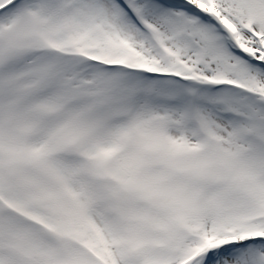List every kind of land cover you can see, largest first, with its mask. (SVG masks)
<instances>
[{
    "label": "snow or ice",
    "instance_id": "snow-or-ice-1",
    "mask_svg": "<svg viewBox=\"0 0 264 264\" xmlns=\"http://www.w3.org/2000/svg\"><path fill=\"white\" fill-rule=\"evenodd\" d=\"M0 264H264V0H0Z\"/></svg>",
    "mask_w": 264,
    "mask_h": 264
}]
</instances>
